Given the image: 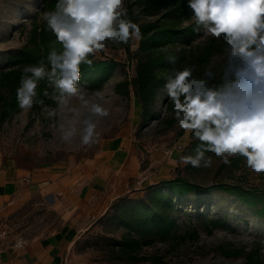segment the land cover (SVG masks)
I'll return each mask as SVG.
<instances>
[{
	"label": "rangeland",
	"instance_id": "1",
	"mask_svg": "<svg viewBox=\"0 0 264 264\" xmlns=\"http://www.w3.org/2000/svg\"><path fill=\"white\" fill-rule=\"evenodd\" d=\"M42 2L0 0V75L9 69L10 56L27 45L28 32L42 10ZM212 38L205 34L185 48L197 50ZM103 43L105 48L93 53L95 57L115 59L121 66L101 91L67 95L57 108L38 104L5 118L0 114V166L10 164L26 172L49 168L69 172L98 161L99 167L107 170L104 180L116 198L105 214L82 233L65 229L62 211L67 205L49 197L52 192L18 201L0 213V246L20 238L36 241L63 233L72 237L65 264H264V215L257 216L226 190L237 187L264 198V172H254L239 154L229 157L230 163L225 164L212 153V165L207 168L203 160L198 168L184 164L181 157L189 156L190 145L197 138L180 128L173 110L167 106L170 100L165 89L157 103L161 119L143 120L133 89L136 60L118 39ZM217 45L223 52L213 56L206 66L198 67L196 75L206 79L209 86L221 79L229 64H240L230 57V45L225 39ZM138 46L139 40L133 37L131 53ZM232 78L236 76L229 71L226 80ZM120 83L121 91H128L127 95L117 92ZM93 104L109 114L92 113ZM84 120L95 123L98 134L88 145L81 142ZM172 120L174 124L170 125ZM71 122H75L77 132L65 141L63 132ZM177 145H183V150L179 152ZM175 179L192 184L197 190L174 202L167 211L175 223L167 240L157 235L139 238L116 219L124 211L119 201L130 199L151 205L150 189ZM4 232L6 236H2ZM129 236L140 241L135 250L114 246L115 241Z\"/></svg>",
	"mask_w": 264,
	"mask_h": 264
},
{
	"label": "clouds",
	"instance_id": "2",
	"mask_svg": "<svg viewBox=\"0 0 264 264\" xmlns=\"http://www.w3.org/2000/svg\"><path fill=\"white\" fill-rule=\"evenodd\" d=\"M123 0H57L55 11L45 12L47 28L63 46L62 54L52 52L49 60L51 72L41 66H25L17 88L19 107L29 110L36 96L37 83L48 75L60 78L54 83L63 93H80V65L91 61L89 54L105 48L106 40L127 42L130 35L140 38L138 25L117 19L124 14ZM197 25L205 34L223 37L230 45V57L239 60V66L229 64L221 76L222 84L209 86L206 79L194 77L191 66L173 71L164 89L173 105V112L180 128L194 134L204 150H197L195 157L183 156L184 164L205 168L212 165V158L205 159V151L215 154L225 164L229 157L239 154L246 165L256 173L264 172V0H188ZM131 30V33H130ZM243 77L247 83H229L227 73ZM31 73L28 76L27 73ZM208 76V73H205ZM83 98V97H81ZM90 111L107 116L108 111L93 104ZM52 113H50L51 115ZM85 127L81 142L88 145L98 135L96 124L83 121ZM60 128L63 130L64 125ZM75 122L63 132V139L75 135Z\"/></svg>",
	"mask_w": 264,
	"mask_h": 264
},
{
	"label": "trees",
	"instance_id": "3",
	"mask_svg": "<svg viewBox=\"0 0 264 264\" xmlns=\"http://www.w3.org/2000/svg\"><path fill=\"white\" fill-rule=\"evenodd\" d=\"M42 10L34 18L31 29L28 32L27 45L17 54L11 55L8 63L9 69L0 75V114L2 118L12 112L21 109L17 100V88L20 87V80L25 66H43L46 72H51L52 65L49 55L52 52L62 54L63 46L57 41L56 36L47 28V22L43 14L55 11L57 0H42ZM124 14L117 19L129 21L138 25L140 38L138 49L131 53L130 45L133 37L130 35L127 42H120L128 54L136 60L135 77L133 89L135 96L142 107V119H161L157 111V103L160 92L168 77L173 75L174 70L191 66L196 77L198 67L206 66L211 58L223 52L217 47L218 42L224 38L213 37L203 47L197 50H187L185 47L193 41L205 35L203 26L198 31H193L197 25L192 18L193 12L188 7V0H123ZM156 17L147 20L146 18ZM131 33V30H130ZM88 63L80 65V80L77 88L80 91L98 92L112 79L116 70L121 66L115 59H97L95 55L89 54ZM28 76L32 74L27 73ZM60 78L57 71L54 77L46 75L37 83L36 96L33 97V106L42 104L47 107L57 108L69 94L55 86V79ZM246 84L247 81L241 78H232L231 82ZM222 84L219 79L215 85ZM122 83L117 85V92L127 95L128 91L122 92ZM128 87L129 84L125 83ZM169 110L173 105L167 101ZM169 124H174V120ZM193 137L195 138L194 134ZM204 150L202 142L194 140L189 148V155L195 157L197 150ZM212 152L205 151V159L210 157ZM197 190V187L181 179L165 181L159 187L149 191L151 205L146 202H137L130 199L119 201L124 205L122 216L116 219L122 226L135 233L139 238L157 235L167 240L175 229L174 221L167 215V211L173 207L174 202L186 198ZM236 200L254 211L257 216L264 215V198L251 190H244L237 187L226 189ZM126 215V217H124ZM114 246L123 250H135L140 246V241L134 237H125L115 241ZM226 256L231 253L223 251Z\"/></svg>",
	"mask_w": 264,
	"mask_h": 264
},
{
	"label": "crops",
	"instance_id": "4",
	"mask_svg": "<svg viewBox=\"0 0 264 264\" xmlns=\"http://www.w3.org/2000/svg\"><path fill=\"white\" fill-rule=\"evenodd\" d=\"M99 166L98 161H92L69 172L63 168L26 172L10 164L0 166V213L18 201L52 192L49 197L67 205L62 211L65 229H78L82 233L105 214L109 203L116 198L107 189L106 168ZM71 238L61 233L43 240L25 241L22 247L16 245L18 239L4 243L0 246V264H65Z\"/></svg>",
	"mask_w": 264,
	"mask_h": 264
},
{
	"label": "built area",
	"instance_id": "5",
	"mask_svg": "<svg viewBox=\"0 0 264 264\" xmlns=\"http://www.w3.org/2000/svg\"><path fill=\"white\" fill-rule=\"evenodd\" d=\"M183 148H184V146L183 145H177V150L180 152V151H182L183 150ZM2 236H6V232H4L3 234H2ZM25 244V241L23 240V239H19L18 241H17V243H16V245L18 246V247H22L23 245ZM1 251H0V258H1Z\"/></svg>",
	"mask_w": 264,
	"mask_h": 264
}]
</instances>
